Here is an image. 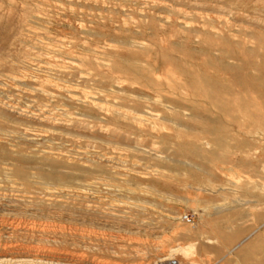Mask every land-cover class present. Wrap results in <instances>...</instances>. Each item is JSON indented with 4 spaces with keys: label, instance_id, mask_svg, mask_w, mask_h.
I'll return each instance as SVG.
<instances>
[{
    "label": "rangeland",
    "instance_id": "obj_1",
    "mask_svg": "<svg viewBox=\"0 0 264 264\" xmlns=\"http://www.w3.org/2000/svg\"><path fill=\"white\" fill-rule=\"evenodd\" d=\"M0 195V264H264V0H0Z\"/></svg>",
    "mask_w": 264,
    "mask_h": 264
},
{
    "label": "built area",
    "instance_id": "obj_2",
    "mask_svg": "<svg viewBox=\"0 0 264 264\" xmlns=\"http://www.w3.org/2000/svg\"><path fill=\"white\" fill-rule=\"evenodd\" d=\"M182 219L186 221L188 224L194 223V219L190 215H184ZM157 264H180V263L176 257L171 256V257H167L166 259H161L160 262Z\"/></svg>",
    "mask_w": 264,
    "mask_h": 264
},
{
    "label": "bare ground",
    "instance_id": "obj_3",
    "mask_svg": "<svg viewBox=\"0 0 264 264\" xmlns=\"http://www.w3.org/2000/svg\"><path fill=\"white\" fill-rule=\"evenodd\" d=\"M223 68V67H222ZM222 70V69H221ZM260 76V75H259ZM66 187V186H65ZM73 189V188H72ZM74 195V194H73ZM1 196V195H0ZM76 196V195H75ZM86 201V200H85ZM25 230V229H24ZM189 247V246H188ZM188 247H186V249L188 248ZM179 250V248H174L172 251L174 252V251H178ZM157 252H159L158 250H157ZM156 252V253H157ZM159 255V254H158ZM157 255V256H158ZM161 255V254H160ZM169 257V256H168ZM160 258V257H159ZM161 260V259H160ZM30 263V262H29ZM181 264V263H180Z\"/></svg>",
    "mask_w": 264,
    "mask_h": 264
}]
</instances>
